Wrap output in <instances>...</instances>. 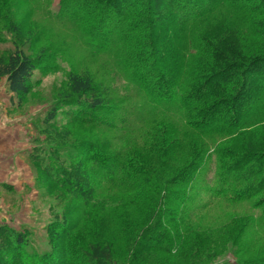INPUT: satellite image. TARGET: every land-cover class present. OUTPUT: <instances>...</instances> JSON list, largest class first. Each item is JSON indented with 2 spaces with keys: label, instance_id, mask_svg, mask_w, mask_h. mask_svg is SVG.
<instances>
[{
  "label": "trees",
  "instance_id": "16d2710c",
  "mask_svg": "<svg viewBox=\"0 0 264 264\" xmlns=\"http://www.w3.org/2000/svg\"><path fill=\"white\" fill-rule=\"evenodd\" d=\"M60 5L91 58L112 55L124 81L125 93L111 98L89 73L72 71L64 100L77 121L103 127L102 109L129 102L128 125L165 118L184 135L223 142L192 141L188 162L170 168L105 141H48L46 160L61 165L48 170L45 188L65 193L59 230L44 251L7 234L0 264H263L264 244L254 240L264 235V0ZM6 53L0 82L24 97L37 64L21 49ZM210 151L214 168L205 165Z\"/></svg>",
  "mask_w": 264,
  "mask_h": 264
},
{
  "label": "rangeland",
  "instance_id": "374dc122",
  "mask_svg": "<svg viewBox=\"0 0 264 264\" xmlns=\"http://www.w3.org/2000/svg\"><path fill=\"white\" fill-rule=\"evenodd\" d=\"M60 4L61 0H0V56L18 48L37 64L34 87L24 97L10 92L6 78L0 82V241L7 234L20 232L36 251L50 247L51 231L57 228L55 214L61 213L65 199L64 192L58 196L45 188L52 183L49 171L61 165L46 160L48 141H105L116 144L117 149L127 147L135 155L149 159V163L170 168L188 162L192 141L212 145L223 142L220 137L184 135L176 121L165 118L128 125L121 117L128 116L129 102L122 108L115 104L102 109L103 127L77 121L72 116L76 105L64 100L72 71L89 73L95 85L111 98L125 93L124 89L117 90L124 81L113 67L112 55L91 58L78 26L74 28L60 15ZM55 105L58 114L47 123V114ZM78 151L77 146L72 153ZM207 157L209 164L207 160L205 165L214 168L216 155L210 151ZM207 177H214V171ZM219 215L217 212L214 216ZM254 241L264 244V235H256ZM262 257L264 264V254ZM232 263L235 260L230 257L227 264Z\"/></svg>",
  "mask_w": 264,
  "mask_h": 264
}]
</instances>
